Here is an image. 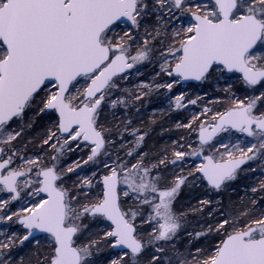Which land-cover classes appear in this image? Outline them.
Instances as JSON below:
<instances>
[{
    "label": "snow or ice",
    "instance_id": "snow-or-ice-1",
    "mask_svg": "<svg viewBox=\"0 0 264 264\" xmlns=\"http://www.w3.org/2000/svg\"><path fill=\"white\" fill-rule=\"evenodd\" d=\"M0 264H264V0H0Z\"/></svg>",
    "mask_w": 264,
    "mask_h": 264
},
{
    "label": "rangeland",
    "instance_id": "rangeland-1",
    "mask_svg": "<svg viewBox=\"0 0 264 264\" xmlns=\"http://www.w3.org/2000/svg\"><path fill=\"white\" fill-rule=\"evenodd\" d=\"M150 72V68L145 71V78H148ZM163 79L167 80L168 78L164 77ZM220 87H223V84H221ZM180 92L186 93L187 98L189 99H195L196 96L204 97V99L199 104V106L190 105L187 111L180 110L178 112H170L168 109V104L171 99V96L178 95ZM217 95H220V93H217L215 91L214 85H211L209 83H204L203 85H200L199 82H197L182 83L181 85H176L174 86L171 94L167 93L166 89H162L159 92H153L150 96L145 97L143 101V106L141 107L140 116L136 118L134 126L149 130L150 134L146 139V149L158 151L164 146H170L174 139H179L180 135L183 134L182 131L176 130V122H187V119L190 117L191 113L199 111V108H202L204 104L208 102L209 99H214ZM153 120L155 121V124L150 123ZM86 151L87 150H77L74 152L67 153L66 158L64 160L65 165H71L76 160L82 161L86 158ZM84 167L86 170L89 166ZM73 179H75V177H73ZM250 182L251 181L249 180L241 181V183ZM218 198H223V196ZM195 204L196 199L193 195V199L191 202H189L188 204L185 202L182 205L189 206ZM205 216H207V212L205 213ZM190 227H196V225L192 224L190 225ZM21 255H24V253H21Z\"/></svg>",
    "mask_w": 264,
    "mask_h": 264
},
{
    "label": "trees",
    "instance_id": "trees-1",
    "mask_svg": "<svg viewBox=\"0 0 264 264\" xmlns=\"http://www.w3.org/2000/svg\"><path fill=\"white\" fill-rule=\"evenodd\" d=\"M223 196V200L225 202H228V194H222ZM193 199V196L190 197V195L187 193V191L185 193H182V196H181V200H180V204H184L185 202L188 204L189 202H191ZM232 199L235 201L237 199V196L235 195V193L232 194Z\"/></svg>",
    "mask_w": 264,
    "mask_h": 264
}]
</instances>
